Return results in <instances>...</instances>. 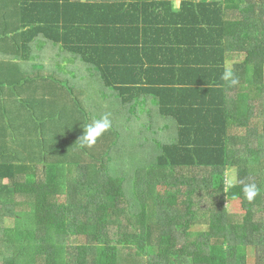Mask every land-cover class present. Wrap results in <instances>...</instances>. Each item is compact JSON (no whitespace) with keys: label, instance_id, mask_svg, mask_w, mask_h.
<instances>
[{"label":"trees","instance_id":"16d2710c","mask_svg":"<svg viewBox=\"0 0 264 264\" xmlns=\"http://www.w3.org/2000/svg\"><path fill=\"white\" fill-rule=\"evenodd\" d=\"M176 1L0 0V264H264V0Z\"/></svg>","mask_w":264,"mask_h":264},{"label":"clouds","instance_id":"9594fccd","mask_svg":"<svg viewBox=\"0 0 264 264\" xmlns=\"http://www.w3.org/2000/svg\"><path fill=\"white\" fill-rule=\"evenodd\" d=\"M178 3L174 5V10L178 9ZM232 77L231 69H226L223 79L228 80ZM231 83H237L236 80H231ZM110 128V121L105 117L99 120H96L93 124L88 125L84 134L80 137L81 143L91 146L95 144L97 138H99L104 132H106ZM224 187L226 189L231 188L235 184V175L233 170L229 169L224 173ZM260 189L256 186L255 183H248L243 187V194L248 201H252Z\"/></svg>","mask_w":264,"mask_h":264},{"label":"rangeland","instance_id":"374dc122","mask_svg":"<svg viewBox=\"0 0 264 264\" xmlns=\"http://www.w3.org/2000/svg\"><path fill=\"white\" fill-rule=\"evenodd\" d=\"M53 50L55 51L56 50V47H53ZM14 60L15 59L12 58V57H2V61L3 62L13 63V62H15ZM45 64H47L48 67L50 65L49 62L48 63H45ZM64 64L68 65L69 62L67 60H64ZM55 66H56V64H55ZM18 71L19 72H22L20 69H18ZM18 71H17V69L14 71V73H13L14 78L19 73ZM2 76H3L2 79H4L3 80L4 81L3 83H7V82L11 81V79H12V74H11V76H9L8 74H2ZM18 76L20 77L21 74L19 73ZM26 88H27V91H29L30 87H29L28 84H26ZM22 100L24 101L26 99L25 98H22ZM59 107H61V105L60 106L58 105V109H59ZM50 117H53V116H50ZM52 120H57V118L54 116ZM65 124H66V121H51V122H46L44 125L47 128L50 127L49 130H48V132L53 135L54 132H57L58 134H63L64 132H63L62 127ZM59 138H61V137L60 136H57V139H59ZM51 140H49L48 143H50ZM53 141H55L54 138H53ZM234 175H235V178H236L235 172H234ZM159 190H160V193H162V194L166 193V188H160ZM227 207H228L229 211L232 212V213L242 214V213L245 212V210L243 209L242 204L240 202H238V201L237 202H229L228 205H227ZM249 253H250V256H249L250 257L249 258L250 259V264H257V259H256L257 258V255H256L255 250L254 251L253 250H250Z\"/></svg>","mask_w":264,"mask_h":264},{"label":"crops","instance_id":"0c3cea01","mask_svg":"<svg viewBox=\"0 0 264 264\" xmlns=\"http://www.w3.org/2000/svg\"><path fill=\"white\" fill-rule=\"evenodd\" d=\"M177 3H178V5H180V1H179V0L176 1V4H177Z\"/></svg>","mask_w":264,"mask_h":264}]
</instances>
